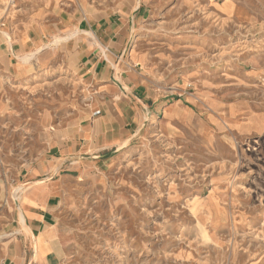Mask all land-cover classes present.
<instances>
[{
    "label": "rangeland",
    "instance_id": "rangeland-1",
    "mask_svg": "<svg viewBox=\"0 0 264 264\" xmlns=\"http://www.w3.org/2000/svg\"><path fill=\"white\" fill-rule=\"evenodd\" d=\"M43 1L0 0V38L30 28ZM67 1L81 15L140 6L126 47L153 106L94 166L58 167L70 175L58 264H264V0ZM30 57L33 71L13 78L22 59L0 51V263L26 166L47 158L42 115L60 124L77 92L61 55Z\"/></svg>",
    "mask_w": 264,
    "mask_h": 264
},
{
    "label": "crops",
    "instance_id": "crops-1",
    "mask_svg": "<svg viewBox=\"0 0 264 264\" xmlns=\"http://www.w3.org/2000/svg\"><path fill=\"white\" fill-rule=\"evenodd\" d=\"M69 5L67 0H44L31 12L30 28L16 33L10 44L0 38L2 53L21 59L32 55L27 62L36 56L43 61L44 55H61L73 73L77 90L68 97L60 124L52 125L49 115H42L39 125L47 158L39 157L26 166L27 186L16 203L21 216L0 264L60 262L63 251L58 218L70 175L64 172L69 164L62 170L58 167L67 161L78 163L73 168L77 170L80 163L94 166L89 161L92 154H97L95 161H100L101 152L129 141L140 129L142 114L153 106L143 74L137 68L140 64L126 47L129 22L140 12V6L134 15L122 12L116 16L81 15ZM54 38H60L62 46L54 47ZM44 40L51 42L45 46ZM34 66L20 60L5 67L9 77L23 78ZM177 103L178 100L169 107Z\"/></svg>",
    "mask_w": 264,
    "mask_h": 264
},
{
    "label": "bare ground",
    "instance_id": "bare-ground-1",
    "mask_svg": "<svg viewBox=\"0 0 264 264\" xmlns=\"http://www.w3.org/2000/svg\"><path fill=\"white\" fill-rule=\"evenodd\" d=\"M8 41H9V39H8ZM33 54V53H32ZM27 56H24V57H22V60H23V62H24V60L25 59H27V57H30L31 55H29L28 56V54H26ZM21 59V58H20ZM16 203H17V201H16ZM21 221H22V223H23V218H21Z\"/></svg>",
    "mask_w": 264,
    "mask_h": 264
}]
</instances>
